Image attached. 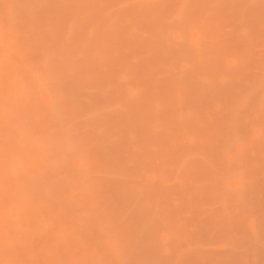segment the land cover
I'll use <instances>...</instances> for the list:
<instances>
[{"label": "rangeland", "instance_id": "rangeland-1", "mask_svg": "<svg viewBox=\"0 0 264 264\" xmlns=\"http://www.w3.org/2000/svg\"><path fill=\"white\" fill-rule=\"evenodd\" d=\"M173 1L0 0V264H264V0H186L190 29L167 24L166 33L197 40L188 38L195 46L183 44L181 53L180 34L169 36L182 56L172 65L202 54L206 63L194 62L198 86L211 94L215 87L210 103L221 106L218 113L208 108L210 94L193 92L179 129L171 121L183 102L175 111L167 93L119 108L129 74L139 79L144 71L137 63L144 54L134 50L146 45L130 40L132 55V43L123 44L127 62L134 55L137 62L119 71L107 46L84 52L91 11L99 26L112 18L139 27L145 15L129 9L173 8ZM100 57L115 77L108 86ZM168 101L173 111L164 112Z\"/></svg>", "mask_w": 264, "mask_h": 264}, {"label": "bare ground", "instance_id": "bare-ground-1", "mask_svg": "<svg viewBox=\"0 0 264 264\" xmlns=\"http://www.w3.org/2000/svg\"><path fill=\"white\" fill-rule=\"evenodd\" d=\"M31 1V0H30ZM62 1V0H61ZM139 1H141V0H139ZM178 1V0H177ZM38 2V1H37ZM83 2V1H82ZM143 2H144V0H143ZM143 2H141V4L139 3V5H140V7L139 8H137V9H129V10H131V11H129V13H128V15H130V16H133L134 14H137V13H141V15H142V13H143V15H145L144 16V23L143 24H139V27H141V28H139V27H137V25L135 26V25H132V24H126V26H125V24H124V26L122 27V25L121 24H123V23H121L120 24V26H118L117 24H115V22H117V21H114V19H110L109 18V16H107V14L105 15V19H107V17L109 18L108 20H107V23L106 24H104V26L100 23V26L99 25H97L96 23H95V19H96V17L95 16H93V14L94 13H96L94 10L93 11H91V9H90V11H91V14H92V16H90V15H86V19H85V23H84V27L86 26V31H87V37H88V42L89 43H86V44H89V47L86 49L87 51H84L85 52V54L86 53H88V55H89V52H90V54H91V46L93 47V51L92 52H95V49H97L98 50V48L102 51L103 49L101 48V47H104L105 46V48H106V46H107V48H106V50L108 49L109 51V55H108V61H111L112 60V65H113V61H117L118 62V64H117V62L115 63L114 62V66H115V69H117V67H118V70H116V71H119V66L121 67V66H123V65H126V63H132L133 62V60L135 59V57H137L136 55V53L138 52V50H142L141 51V53H142V56H143V54H144V56L143 57H141L140 56V54L138 55V57L140 56L141 57V59H140V61L139 62H137V59H135L134 60V62H137L138 64H139V66H143L142 68L144 69V71H142V74H141V76H140V80L138 79V78H136V76H134V75H131V74H129L130 76V78H132V77H134L133 78V80L131 81V88L129 87V89H131L130 91L129 90H127L128 91V93H126L127 94V100H129V101H127L126 100V102L124 103H122V104H125V106L123 105L122 107H119L120 109H122V111H127V110H132V109H137L138 107L137 106H135L137 103H138V101H140V100H143V99H146V98H149V97H152L151 95L153 94V96H154V94L157 92L159 95H162L163 97L166 95V93L170 96L171 95V99H176V100H174L175 101V103H174V106L173 105H171V103L169 104V101L171 100L170 98H169V101H168V104H166L167 105V107H163V106H165L163 103H159V102H157V99H154V97H153V99H154V103L156 104V103H159L160 105H163V106H161V107H163L164 108V112H165V109H168V108H170L171 109V107L170 106H173L174 108H175V111L177 110L176 108H179L178 106L179 105H177L178 103H180L179 101H182L183 102V107L182 106H180V109H179V112H178V110H177V112H178V114L174 117L172 114H174V112L171 114L172 115V119H173V121H171L172 123H173V125H174V127H173V125L171 124V127H173V128H175V126H176V128L177 129H179L178 128V125H179V127H183L184 125H185V120H186V118H188V117H186V110H185V107H184V101H186V100H184L185 98L187 99V98H189V97H192V96H194L195 97V95H193L194 93L193 92H199L201 95L203 94H210L211 96H212V99H208L209 101H207L208 102V105H209V103H210V101H214L213 99H214V92H215V87H213L214 88V90H212V94L210 93V89H208V87H209V85H207V86H205L206 85V83H202L201 81H200V86H198V83H197V81L199 82V80L201 79V77L199 78L198 77V74H199V69L197 68H195L196 67V65L194 64V62L200 67V63L199 62H202V64H205L206 62H204L203 61V57H202V54H201V57H199V58H201V60L202 61H198L197 60V54H195V58L196 59H194V57L192 56V58H193V60H192V62L191 61H189L190 63H188V62H186L185 60L187 59V57L188 56H186V55H189L188 53H187V51H188V49L189 48H191V50L190 51H192L193 50V46H195V45H192V46H190V45H188L189 44V41L191 42L192 41V43H194V41L196 40V37H194V36H190V35H188V30H186V32H187V34H186V36L188 35L189 37H183V35H182V33L180 34V32L179 31H174L173 30V33L175 32V33H179L180 35V37L183 39V42H181V45H180V37L178 36H176L175 37V39L177 40H175L177 43H179V45L177 46V44H175L176 45V48H180V49H178V51L180 50V52H181V50H182V52H183V49L181 48V46L183 45V44H185L186 45V48H188V49H184V52H186V54L184 53V54H182V55H185V57H186V59L184 60V56H183V60H181V62H186L188 65H186L185 63L184 64H179V67L177 66V67H175L174 68V65H172V63L174 62V58L176 57V55L178 56V58H176V61L174 62V64H176V62H177V59H179V61H180V59H181V55H180V58H179V55L178 54H180L178 51H177V49L174 47L173 49L175 50V52L177 51V53H175V52H172L173 50H171V48H170V46L172 45L171 44V39H170V41H169V36H172V34L173 33H171V34H169V32H165L166 31V26H167V24H169V23H171V25H173L174 24V26H175V23L177 22L178 23V25L180 26V23H182V22H184V25H185V27H186V25L190 22V20H191V18H192V16H191V14H193V12L191 11L192 9H190V5H187L188 3H190V2H188V3H186V0H183V3L182 2H180V0L178 1V2H176L177 3V5L175 6L174 4V1H173V8L171 7L172 5L170 4V7H164V8H157V7H154V8H150V7H148L149 5H146V4H144ZM32 4H33V2H32ZM79 4V3H78ZM83 4V3H82ZM150 4H151V2H150ZM64 6H65V3L63 4ZM62 5V6H63ZM67 5H68V2H67ZM77 5V4H76ZM75 5V6H76ZM84 6V5H83ZM90 6V5H89ZM89 6H86L85 8H86V10H87V7H89ZM184 6H185V8H184ZM188 6V7H187ZM80 7H82V6H80ZM66 8V7H65ZM39 9V8H38ZM67 9V8H66ZM77 9H79V6H78V8ZM165 9V10H164ZM189 9V10H188ZM136 10V11H135ZM11 11V10H10ZM90 11H89V13H90ZM12 12V11H11ZM80 12H81V10H80ZM102 12V11H101ZM136 12V13H135ZM55 13V12H54ZM59 14V13H58ZM57 14V12H56V15H58ZM77 14V13H76ZM197 14H199V13H197ZM68 15V14H67ZM98 15V14H97ZM146 15L148 16V21H147V17H146ZM66 16V15H65ZM102 16H103V14H102ZM140 16V15H139ZM138 16V18L140 19V17ZM68 17V16H67ZM79 17H80V15H79ZM83 17V16H82ZM92 17H94V19L92 18ZM197 17V16H196ZM195 17V18H196ZM71 19L73 18L72 17V15H71V17H70ZM77 18H78V16H77ZM76 18V19H77ZM81 18V17H80ZM101 18H103V17H101ZM194 18V19H195ZM99 19H100V16H99ZM59 20V19H58ZM77 20H79V19H77ZM110 20H112V21H110ZM174 20H177L176 22L174 21ZM2 21H4V20H2ZM108 21H110L109 23H108ZM172 21L174 22L173 24H172ZM192 21V20H191ZM6 23V22H5ZM9 23V22H8ZM68 23V22H67ZM74 23L75 24H78L77 23V21L75 22L74 20L72 21V23L70 22V24H68V25H70V29H71V32H72V30L74 29V27L76 26V25H74ZM98 23H99V21H98ZM111 23H114L113 24V26H114V28L111 26ZM118 23V22H117ZM126 23H127V21H126ZM177 23H176V25H177ZM71 24H73L72 25V27H71ZM80 24V23H79ZM111 26V28H109V25ZM190 24V23H189ZM102 25V26H101ZM106 25H107V27H106ZM117 25V26H116ZM183 25V26H184ZM183 26H182V28H183ZM188 26V25H187ZM190 26H192V24L191 25H189L188 26V29H190ZM122 29H121V28ZM124 27H125V29H124ZM143 27V28H142ZM169 28V27H168ZM170 28H172V26H170ZM194 27H192L191 29H192V31H189L190 33H193V32H195V31H197V30H195V28L193 29ZM80 29H81V27H80ZM118 29H119V31L121 32V33H125V34H122V35H124V37L121 35V33L118 35V37H119V39H118V37L117 36H115V38H117V40H112V39H110V38H112L114 35H112V37H110L109 35L111 34V33H116V32H119L118 31ZM124 29V30H123ZM178 29V28H177ZM125 30H127V31H125ZM172 30V29H171ZM181 30V29H180ZM193 30H195V31H193ZM67 31V30H66ZM74 31V30H73ZM167 31H168V29H167ZM170 31V30H169ZM199 31V30H198ZM8 33V32H7ZM66 33V32H65ZM68 34H70V32H68ZM129 34V35H128ZM169 34V35H168ZM65 35H67V34H65ZM71 35V34H70ZM73 35V34H72ZM71 35V36H72ZM125 35L126 36H128V37H125ZM198 35V34H197ZM70 36V37H71ZM76 36V35H75ZM173 36H174V34H173ZM8 37H9V34H8ZM167 37H168V39H167ZM191 37V38H190ZM114 38V37H113ZM114 38V39H115ZM130 38V39H129ZM171 38V37H170ZM188 38H189V41H187L188 40ZM64 39V38H63ZM172 39H173V37H172ZM180 39V40H179ZM191 39V40H190ZM6 40H8L7 39V37H6ZM5 40V41H6ZM65 40V39H64ZM130 40H134L133 42H134V44H136V47L137 46H144V45H146L147 46V48H148V50H146L145 52H143V49L142 48H139V47H137V50H134L135 51V53H134V51H133V43L130 41ZM63 41V40H62ZM167 41H168V43H167ZM174 41V40H173ZM197 41V40H196ZM4 42V41H3ZM9 42V41H8ZM8 42L6 41V43L8 44ZM64 42H66V41H64ZM86 42V41H85ZM130 42L132 43V47H130V52H131V54H132V51H133V53L134 54H136V55H134V56H132L133 58V60H130L131 58H129V61L127 62V59H128V57H126V55H128V54H125L124 52H125V50L126 49H128V47L127 48H124V47H122V46H124L123 44H130ZM169 42H170V46L168 45L169 44ZM9 44H10V42H9ZM8 44V45H9ZM66 44V43H65ZM198 44V43H197ZM201 44V43H200ZM38 45V44H37ZM94 45V46H93ZM3 46H6L7 47V45H5V43L3 44ZM3 46H1V48H3ZM45 46V45H44ZM84 46V45H83ZM86 46V45H85ZM173 46V45H172ZM188 46V47H187ZM190 46V47H189ZM11 47V46H10ZM46 47V46H45ZM87 47V46H86ZM108 47H110V48H108ZM183 47H185V46H183ZM200 47V49H201V45L199 46ZM11 48H13V47H11ZM66 48V47H65ZM139 48V49H138ZM85 49V48H84ZM195 49V48H194ZM123 50V52H121ZM202 50V49H201ZM64 51H65V49H64ZM89 51V52H88ZM67 52V51H66ZM128 52V51H127ZM126 52V53H127ZM181 52V53H182ZM189 52V51H188ZM175 53V54H174ZM200 53H202V52H200ZM101 54V53H100ZM104 55V54H103ZM120 55V56H119ZM124 56V58H123V56ZM133 55V54H132ZM43 56H44V54H43ZM122 56V59H120V57ZM129 56V55H128ZM92 57V56H91ZM94 57V56H93ZM129 57H131V56H129ZM139 57V58H140ZM138 58V59H139ZM143 58V59H142ZM203 58V59H202ZM96 59V58H95ZM124 59V60H123ZM190 58H188L187 59V61L189 60ZM3 60H4V58H3ZM98 60V64H96V65H98V70H100V73H102V72H104L105 71V69H107L106 71H110V70H112L111 68H110V63L109 64H105L106 62H102L101 63V61H103V58L102 57H100V59H97ZM101 60V61H100ZM197 60V61H196ZM5 61H6V58H5ZM4 61V62H5ZM121 61V62H120ZM152 61V62H151ZM123 62V63H122ZM154 62V63H153ZM180 62V63H181ZM105 64V65H109V67L108 66H106V67H108V68H105V67H103L104 66V64H103V66L102 65H99V64ZM179 63V62H178ZM137 64V65H138ZM92 65V64H91ZM136 65V66H137ZM3 66H5L6 67V64L4 65L3 64ZM32 66V65H31ZM94 66H95V64H94ZM99 67H100V69H99ZM104 68L103 70H102V68ZM125 67V66H124ZM38 68V67H37ZM39 69V68H38ZM138 69V70H137ZM136 69V72L137 71H139V72H141V69H139V68H137ZM9 70V69H8ZM97 70V69H96ZM198 70V74H197V72H195V71H197ZM31 71H32V69H31ZM116 71H115V75H117V74H119V72H117L116 73ZM121 71V70H120ZM98 72V71H97ZM139 72H137V74L139 73ZM121 73L123 74V72H120V75L119 76H117V77H119V79H121L122 80V77H121ZM11 74H13V73H11ZM136 74V73H135ZM30 75V74H29ZM106 75L108 76V78L106 77ZM106 75H104V73L100 76V77H102L105 81H106V84H107V86L109 85V81H110V79L109 78H111V80L113 79V78H115L112 74H111V71H110V74L108 75V74H106ZM9 76V75H8ZM33 76H34V73H33ZM200 76H202L201 74H200ZM31 77V76H30ZM117 77H116V79H117ZM121 77V78H120ZM203 78L205 77V76H202ZM218 78H219V80H220V82H221V78H220V76H218ZM32 79V78H31ZM97 79V78H96ZM119 79H118V81H119ZM14 80V79H13ZM16 80V79H15ZM205 80V79H204ZM203 80V81H204ZM99 81V80H98ZM104 81V82H105ZM108 82V83H107ZM205 82V81H204ZM117 83V82H116ZM121 83H122V81H121ZM226 83V82H225ZM99 84H101L100 82H99ZM104 84V83H103ZM119 84V83H118ZM203 84V86H201ZM223 84V83H222ZM34 85H35V83H34ZM116 85V84H115ZM197 85V86H196ZM105 86V85H104ZM191 86H193L192 88H189V90H186L187 89V87H191ZM195 86V87H194ZM37 87V86H36ZM101 87V86H100ZM201 87L202 88H205V89H207V92H205L204 93V91H202L201 90ZM216 87H217V85H216ZM223 87H225L224 85L222 86V85H218V90H222L223 91ZM35 88V87H34ZM103 88V87H102ZM210 88L211 89H213L212 87H211V85H210ZM38 89V88H37ZM204 89V90H205ZM109 90H110V88H109ZM108 90H107V88H106V92H107ZM16 92V91H15ZM164 93V94H163ZM17 94V93H16ZM173 94H174V96H173ZM104 95H105V93H104ZM168 95H167V98H168ZM129 96V97H128ZM172 96H173V98H172ZM210 96V97H211ZM181 97V98H180ZM197 97V96H196ZM166 98V99H167ZM178 98H180V100H178ZM182 98H183V100H182ZM11 99H12V97H11ZM152 99V98H151ZM165 99V98H164ZM156 101V102H155ZM178 101V102H177ZM171 102H173V101H171ZM176 102H177V104H176ZM154 103H152V105L154 104ZM198 103H201V102H198ZM203 103V102H202ZM155 104H154V107H155ZM212 104V106L214 105V103L212 102V103H210V105ZM119 106H121V103H119L118 104ZM170 105V106H169ZM176 105V106H175ZM210 105L208 106V108L210 107ZM149 106H151V103L149 102ZM158 107H159V105H158ZM172 107V108H173ZM123 108H124V110H123ZM156 108V107H155ZM163 108H162V111H163ZM182 108H184V109H182ZM213 108H215L216 109V112H218L219 111V109H220V111H221V106H219V105H217V104H215L214 106H213ZM213 108H212V110H213ZM160 109V108H159ZM169 109V111H173V109H171L170 110ZM207 109V108H206ZM210 109H211V107H210ZM210 109H207V111H206V113L207 112H209V110ZM210 110V112L212 113V115H217L218 113H220V111L216 114V112H215V110ZM218 110V111H217ZM154 111H155V109H154ZM169 111H167V113L169 112ZM159 112H161L160 110H159ZM163 112V113H164ZM181 113V114H180ZM210 113V114H211ZM208 115H209V113H207ZM206 114V115H207ZM168 115H169V113H168ZM170 116V115H169ZM165 117V116H164ZM176 117H177V120L175 121V119H176ZM162 118V117H161ZM171 119V120H172ZM169 120V119H168ZM162 121H163V119H162ZM164 122H165V120H164ZM170 122V123H171ZM150 123V122H149ZM154 123H155V121H154ZM154 123H152L151 124V130L153 129V132H154V129L157 127H155V125H153ZM175 123V124H174ZM158 125V124H157ZM152 126L153 127H155V128H152ZM158 128V127H157ZM156 128V131L157 132H159V130ZM180 128V129H181ZM157 132H154V133H157ZM99 133V132H98ZM129 133V132H128ZM169 134V133H168ZM170 134H171V132H170ZM169 134V135H170ZM168 135V136H169ZM128 136V138L129 139H131V141L129 140V142H128V138H127V142H128V146L132 149V145H133V143H134V136H132V135H127ZM170 137V136H169ZM171 138V137H170ZM136 143V142H135ZM125 146H126V142H125ZM135 147H136V145H134ZM129 150V149H128ZM132 150H134V148L132 149ZM130 152V151H129ZM136 154V153H135ZM18 164V163H17ZM77 171V170H76ZM78 171H79V169H78ZM76 174V173H75ZM78 175H80L79 173H77ZM76 178H80V177H82V176H80V177H77V176H75ZM83 178V177H82ZM82 182V181H81ZM81 182L79 181V183L81 184ZM85 184V183H84ZM88 184V183H87ZM86 185V184H85ZM82 187V186H81ZM87 187H88V185H87ZM91 188L93 187L92 185L90 186ZM92 191V190H91ZM87 191H85V193H86ZM89 192H90V190H89ZM83 193H81V195H82ZM71 195V194H70ZM86 196H87V194H85ZM84 195V197H86ZM66 196V195H65ZM72 197V196H71ZM71 197H68V198H70V201H71ZM80 197V196H79ZM73 201V200H72ZM90 204V203H89ZM91 211V210H90ZM48 212V211H47ZM12 213V212H11ZM92 214V213H91ZM10 241V240H9ZM5 243H9L8 242V239L6 240V242ZM17 245V244H16ZM14 247V246H13ZM20 251H21V249H20ZM22 251H23V248H22ZM28 264H30V263H28Z\"/></svg>", "mask_w": 264, "mask_h": 264}]
</instances>
